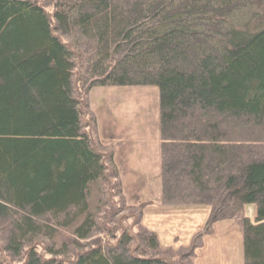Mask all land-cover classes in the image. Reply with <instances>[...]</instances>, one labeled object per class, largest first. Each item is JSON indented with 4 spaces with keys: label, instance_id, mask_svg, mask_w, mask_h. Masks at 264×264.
<instances>
[{
    "label": "trees",
    "instance_id": "1",
    "mask_svg": "<svg viewBox=\"0 0 264 264\" xmlns=\"http://www.w3.org/2000/svg\"><path fill=\"white\" fill-rule=\"evenodd\" d=\"M49 2L51 12L37 0H0L5 251L24 256L19 264H173L130 254L128 238L92 245L69 262L36 247L70 228L81 248L102 229L91 186L118 174L113 156L105 159L83 131L73 77L84 52L89 90L160 88L162 201L211 207L203 236L235 221L244 264H264V0ZM147 237L158 247L154 234Z\"/></svg>",
    "mask_w": 264,
    "mask_h": 264
},
{
    "label": "rangeland",
    "instance_id": "2",
    "mask_svg": "<svg viewBox=\"0 0 264 264\" xmlns=\"http://www.w3.org/2000/svg\"><path fill=\"white\" fill-rule=\"evenodd\" d=\"M37 1L48 11L53 10L49 0ZM87 57L84 52L78 53L73 77L83 131L105 159L113 156L118 174L108 183L102 180L91 186V212L99 217L97 223L102 229L81 241V248L70 228L60 229L54 238L38 239L36 247L42 257L69 262L92 245L113 247L128 238L127 249L132 255L142 250L144 255L153 253L173 264H244L243 234L235 221H219L217 232L215 223L212 232L203 236L211 207L162 201L160 88L97 86L89 90L92 80ZM254 212V205L247 207L249 216ZM152 234L158 241L156 248L148 244L147 235ZM3 245L1 236L0 264L25 261L24 256L11 257ZM49 248L60 254H51Z\"/></svg>",
    "mask_w": 264,
    "mask_h": 264
},
{
    "label": "crops",
    "instance_id": "3",
    "mask_svg": "<svg viewBox=\"0 0 264 264\" xmlns=\"http://www.w3.org/2000/svg\"><path fill=\"white\" fill-rule=\"evenodd\" d=\"M222 222V221H221ZM221 222H218V223H216V227H215V229H214V231H216L217 232V230H218V226H219V224L221 223ZM235 223V222H234ZM236 224V223H235ZM238 226V225H237ZM238 228L240 229V227L238 226ZM241 230V229H240ZM211 236V235H210ZM209 236V237H210ZM208 238V237H207ZM211 239V238H210ZM210 239H209V241H210Z\"/></svg>",
    "mask_w": 264,
    "mask_h": 264
}]
</instances>
